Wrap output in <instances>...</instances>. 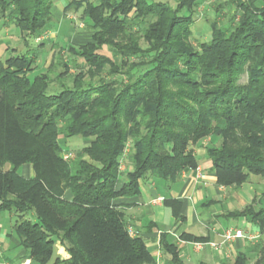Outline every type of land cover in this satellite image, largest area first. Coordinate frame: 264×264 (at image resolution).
Wrapping results in <instances>:
<instances>
[{
  "label": "trees",
  "instance_id": "16d2710c",
  "mask_svg": "<svg viewBox=\"0 0 264 264\" xmlns=\"http://www.w3.org/2000/svg\"><path fill=\"white\" fill-rule=\"evenodd\" d=\"M59 1L0 0V21L13 22L25 40L39 38L49 30ZM206 1L71 0L65 13L84 8L94 37L79 47L81 54L72 45L67 51L84 62L90 76L85 81L81 71L71 88L56 94H48L49 76L31 78L37 55L0 60V223L6 212L18 217L13 234L26 251L24 260L158 264L140 230L114 202L140 196L143 180L173 187L183 172L198 168L193 147L204 139L221 141L206 146L219 186L264 179V7L252 0L219 4L216 12L228 14L237 5L231 23L241 13L240 22L224 27L217 14L209 22L210 39L195 47L196 12ZM73 137L91 143L68 162L61 139ZM128 144L132 167L122 172ZM25 164L32 165V179L19 173ZM165 205L180 215L181 203ZM233 216L264 230V209L249 207ZM181 239L208 242L190 235ZM160 242L167 256L163 264H185L170 234H162ZM57 243L68 260L56 254ZM235 264L249 262L238 255Z\"/></svg>",
  "mask_w": 264,
  "mask_h": 264
},
{
  "label": "crops",
  "instance_id": "0c3cea01",
  "mask_svg": "<svg viewBox=\"0 0 264 264\" xmlns=\"http://www.w3.org/2000/svg\"><path fill=\"white\" fill-rule=\"evenodd\" d=\"M59 2L53 8V15L56 13L58 21L62 22L66 5H59ZM75 38H72L73 41ZM209 141L204 139L193 147L199 171L183 172L180 181L169 189L158 181L143 180L140 182V196L119 198L114 204L127 212L135 225L134 229L140 230L158 264H163L167 257L164 256L160 242L162 234H170L185 264L192 262L193 254L199 264H235L238 255H245L249 264H264V230L261 231L245 217L233 216L249 207L256 212L264 209V179L251 176L241 186H219L212 162L207 156L206 146ZM131 167L129 164L123 172ZM22 168L24 178L34 177L31 166L24 165ZM69 197L70 194H67ZM166 200L181 203L178 217L165 205ZM231 228L243 230L246 237L252 236L254 239H236L218 248L208 245L221 244L224 233ZM182 235L205 238L208 242L199 248L196 244L200 242L183 241ZM187 246L193 247V253L189 252ZM56 254L62 260L70 258L60 243L56 244ZM25 256L26 251L21 248L18 238L13 232L3 230L0 223V264H9L5 260L12 264H23ZM28 264L36 263L31 261Z\"/></svg>",
  "mask_w": 264,
  "mask_h": 264
},
{
  "label": "rangeland",
  "instance_id": "374dc122",
  "mask_svg": "<svg viewBox=\"0 0 264 264\" xmlns=\"http://www.w3.org/2000/svg\"><path fill=\"white\" fill-rule=\"evenodd\" d=\"M71 0H62L59 2V5H66ZM93 2H97V0H91ZM149 2L154 0H148ZM156 1H165L167 3L173 4L178 0H156ZM226 0H208L203 5H201L197 12H196V25H195V34L192 43L194 46H198L201 42H206L211 37V30L209 26V22L213 19L217 18V14L219 17L220 24L224 27H229L231 25H236L241 20V13L238 14L236 21L231 23L233 19V14L237 15V5L232 6L230 8L231 14L226 13L225 9H222L220 13L216 12V8L219 4H224ZM256 3L259 8L264 7V0H252ZM98 3V2H97ZM239 10V9H237ZM84 8L76 9L72 8L71 10L64 12V18H62V22L58 21L56 17V13L53 15L52 22L50 27L52 29L49 31L47 30L42 36L39 38H28L25 40V37L21 35V32L15 27V24L8 19H4L0 21V60L4 61L6 58H10L12 56L17 55H28L34 56L37 55V59L35 62V66L37 70L31 76L34 78L37 75H46L49 76L50 87L48 90V94H56L59 93L64 87L71 88L73 86L74 78L76 76H80L81 71H83V75L85 76V81H89V68H82L84 67V62L81 59L73 58L70 52L67 51V47L72 45L76 46V52L81 54V50L79 49L80 46L87 45L88 43L93 41L94 32L88 28V20L83 17ZM5 21V23H4ZM61 23V24H60ZM75 38L73 41L72 38ZM45 43L46 45L40 47L41 44ZM139 45L142 48H147L148 43L144 39L139 40ZM15 50V52H13ZM41 50V51H40ZM104 52L110 54L112 56L111 50L109 48L104 47ZM117 63H121V57H118L116 60ZM65 64L69 65V68L65 67ZM110 68L107 67L106 70ZM108 80L112 78L107 77L106 74L103 75ZM98 79V78H97ZM247 81V74L243 76L241 79V83L245 84ZM240 138L242 135L239 136ZM210 141L208 145L213 143L220 144L221 141L215 138H209ZM91 141L83 139L81 137H73L67 140L61 139V144L63 147V157H70L65 159L66 161H72L75 159L76 154L78 151L88 147ZM247 148H250L249 142L247 138H243L242 142ZM133 161V150L131 144H128L124 151V156L120 165V170L123 172L126 170L129 164L132 165ZM32 167L31 164H25ZM8 169V167L6 168ZM199 169V168H198ZM197 169V170H198ZM33 170V168H32ZM199 171V170H198ZM34 172V171H33ZM19 173L23 175V168L20 169ZM166 193V192H165ZM27 218L33 219L32 216ZM18 221V217L14 213L6 212L2 216L1 225L3 226V230L7 232H13L14 226ZM132 236L134 234L132 233ZM205 245V243H199ZM209 244V243H208ZM198 246V244H196ZM199 247V248H200ZM189 252L193 251L192 246H187ZM58 250V249H57ZM193 253V252H192ZM58 255V254H57ZM193 260L189 264H199L195 257L196 255L193 254ZM7 261L6 263L12 264L11 261ZM31 260H24L23 264L29 263Z\"/></svg>",
  "mask_w": 264,
  "mask_h": 264
},
{
  "label": "built area",
  "instance_id": "2783aa9c",
  "mask_svg": "<svg viewBox=\"0 0 264 264\" xmlns=\"http://www.w3.org/2000/svg\"><path fill=\"white\" fill-rule=\"evenodd\" d=\"M70 157H66L65 159H68ZM242 238H248V239H254L252 236L246 237L243 230H237V229H228L224 235H223V242L221 244L216 243H209L208 245L218 248L220 245H225L227 243H230L236 239H242ZM202 246V244H198V247Z\"/></svg>",
  "mask_w": 264,
  "mask_h": 264
}]
</instances>
